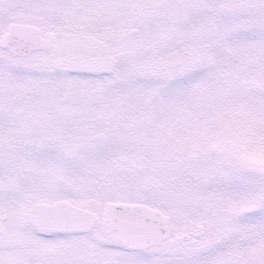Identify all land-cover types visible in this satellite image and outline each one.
I'll list each match as a JSON object with an SVG mask.
<instances>
[{
    "label": "snow or ice",
    "instance_id": "snow-or-ice-1",
    "mask_svg": "<svg viewBox=\"0 0 264 264\" xmlns=\"http://www.w3.org/2000/svg\"><path fill=\"white\" fill-rule=\"evenodd\" d=\"M0 264H264V0H0Z\"/></svg>",
    "mask_w": 264,
    "mask_h": 264
}]
</instances>
